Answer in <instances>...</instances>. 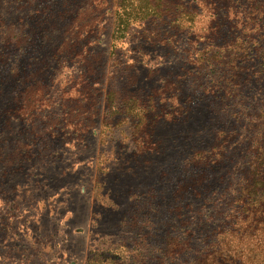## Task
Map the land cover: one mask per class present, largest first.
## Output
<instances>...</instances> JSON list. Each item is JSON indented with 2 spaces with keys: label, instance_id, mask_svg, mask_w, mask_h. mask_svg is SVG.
I'll return each mask as SVG.
<instances>
[{
  "label": "rangeland",
  "instance_id": "374dc122",
  "mask_svg": "<svg viewBox=\"0 0 264 264\" xmlns=\"http://www.w3.org/2000/svg\"><path fill=\"white\" fill-rule=\"evenodd\" d=\"M263 128L264 0H0V264H190Z\"/></svg>",
  "mask_w": 264,
  "mask_h": 264
},
{
  "label": "trees",
  "instance_id": "16d2710c",
  "mask_svg": "<svg viewBox=\"0 0 264 264\" xmlns=\"http://www.w3.org/2000/svg\"><path fill=\"white\" fill-rule=\"evenodd\" d=\"M141 15L146 18H162V14H156L154 11L152 14L142 11ZM134 21L131 20L130 23ZM222 49L217 48L216 54L213 55L214 59H219L218 63L224 65V60L228 59L230 67H232L231 77L234 78L231 82L233 85L229 88L225 84L222 88L234 91L236 88L242 86L247 81L249 74H246V78L243 83H234L237 78H240L239 70L242 69L241 64L245 62L246 57H250L247 53L238 51L230 52L227 56H223ZM237 50V49H234ZM227 52V51H226ZM228 53V52H227ZM243 59V60H239ZM223 71V70H221ZM224 72V71H223ZM221 76H224L221 74ZM225 81H218V84H223ZM231 132H234L232 129ZM263 134V135H260ZM259 137L254 136L250 139V152L253 155L251 161V168L248 170L247 176L244 178L243 184L238 190L229 192L222 195L225 201L223 202V208L221 213L222 221L218 222L216 228L207 234L203 232L205 220L199 225L200 237L195 234L194 231L190 232L187 227L184 232V238L186 242L183 250L186 255L192 254L190 264H221L228 258H233L239 261V263L247 264V261L255 259L260 253H263L262 245L264 243V128ZM223 136L226 137L224 133ZM232 133H229L227 138L231 139ZM223 139L221 142L218 140V144H214L211 148L212 153L223 155L226 151L227 143L229 140ZM199 182V180H198ZM199 220L201 218L199 216ZM200 239L201 247L195 250H190V240ZM188 246V247H186ZM182 254V250L179 253L174 252L171 249L169 241H166L161 249V256L175 259Z\"/></svg>",
  "mask_w": 264,
  "mask_h": 264
}]
</instances>
